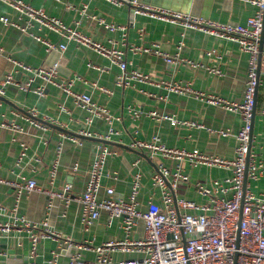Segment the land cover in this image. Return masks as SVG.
<instances>
[{"label":"crops","instance_id":"0c3cea01","mask_svg":"<svg viewBox=\"0 0 264 264\" xmlns=\"http://www.w3.org/2000/svg\"><path fill=\"white\" fill-rule=\"evenodd\" d=\"M34 8L43 9L49 16L57 17L65 25L73 26L79 21L77 29L84 35L96 40L106 47L125 51L128 69L152 75L157 79L177 81L189 85L193 91L212 94L234 102H241L244 93V81L247 72L248 55L239 49L238 44L204 33L188 29L178 22L161 20L148 15L132 16L128 5H115L104 0H21ZM145 5L162 8L182 14L204 17L221 23L244 24L257 8L251 0H139ZM85 4L84 11L81 10ZM7 17L12 23L23 25L24 19L6 3L0 2V17ZM122 25L127 28L125 36L121 31H109L98 22ZM264 31V30H263ZM32 33L50 39L54 43L65 42L63 52L57 50L45 51L44 46L36 41ZM125 42V46L122 43ZM157 45L162 53L170 56L178 55L175 63H167L162 55L153 52L131 50L130 47L150 48ZM0 80L7 73H12L17 81H23L28 75L18 70L15 61L32 67H50L57 63V74L62 79L79 77L72 89L90 94L93 101L106 107L110 113L119 117L114 127L119 130L115 137L116 155L106 159L104 172H116L117 179L103 177L102 183L112 186L116 191L127 195L130 190V180L134 161L140 158L139 168L142 171V189L139 200L144 205L148 196L153 193V199L159 201V191L152 187L149 174L154 169L153 164H163L169 169L175 167V162L161 155L152 159L146 158L148 152L130 148L132 138L149 140L157 135L167 147L184 148L231 158L236 145L235 134L242 122L238 112L227 111L221 107L208 104L192 94H176L167 92L161 87L136 83L135 86L121 88L115 85L119 74L118 67L106 57L99 55L93 49L76 45L63 39L60 34L45 28L32 27L27 33L17 27L5 25L0 21ZM184 60V61H181ZM185 60L192 61L196 67L190 66ZM94 65V67L92 66ZM219 73H216L215 70ZM36 86L42 85L36 81ZM103 90L110 91V94ZM11 103L21 108L35 109L37 117L45 116L53 119L60 128L71 133L88 131L103 134L107 124L96 119L91 125L85 124L86 113L76 107L72 100L58 88L47 85L43 96L22 92L14 85L6 87L3 96ZM63 105L68 112L60 110ZM253 145L260 156L264 158V71L260 73L259 85L254 102ZM134 108L140 115L134 117L127 111ZM13 107L5 101L0 105V114L5 119L12 118L22 130L0 127V177L17 179L33 178L37 185L50 187L48 169L55 159L56 146L62 142V152L59 157L58 169L53 189H60L64 183H71L74 192H81L87 181V169L93 159L92 140L82 139L80 145L63 139L64 132L53 127L46 130L34 126L25 119L11 115ZM150 110L159 115L171 116L178 121L195 123L197 126L182 124L171 125L165 118L157 119L143 114ZM212 130H227L229 135L222 136L212 133ZM21 143L27 144L25 158L16 166V160L21 149ZM77 171H72L73 165ZM189 182L182 183L175 191L178 197L202 202L203 197L190 185L194 182L210 184L213 179H223L230 171L218 167H187ZM254 190H264V175L253 184ZM17 201V202H16ZM47 197L44 193L31 191L20 195L16 200L12 188L0 185V206L12 207L17 204L18 213L28 220L40 221L49 213V223L57 230L71 237L76 242L84 240L99 244L109 239H121L123 233L119 230V221L115 220L110 227L105 224L106 213L102 212L99 219L88 230H84L79 219L80 207L71 202L65 208L60 200H55L52 209L46 210ZM65 212V215H63ZM8 215L0 214V223L7 222ZM142 234V225L137 228ZM52 239H43L38 245L35 258L38 264H45L50 258L51 250L57 247ZM0 247L6 252L0 257V264L18 262L26 259L29 240L25 231H12L8 236L0 238ZM82 258L94 261L92 251H82ZM136 253L114 252L113 263L138 257ZM61 261H66L61 257Z\"/></svg>","mask_w":264,"mask_h":264},{"label":"built area","instance_id":"2783aa9c","mask_svg":"<svg viewBox=\"0 0 264 264\" xmlns=\"http://www.w3.org/2000/svg\"><path fill=\"white\" fill-rule=\"evenodd\" d=\"M104 1L115 5H128L132 16L148 15L165 21L178 22L184 28L199 30L238 44L239 49L248 55L243 100L234 102L217 95H206L193 91L189 85L177 81L157 79L152 75L130 70L125 59V51L106 47L84 35L77 29L79 21H75L73 26L65 25L61 19L49 16L43 9L34 8L21 0H0V2L16 10L24 19L23 25L12 23L5 16H1L0 21L26 33L34 26L38 29L45 28L60 34L63 39L72 41L76 45L93 49L118 67L119 74L115 80L117 87H132L136 83L147 84L161 87L167 92L192 94L208 104L238 112L242 124L235 134L236 145L233 156L225 158L205 154L198 149L167 147L157 135L149 140L132 138L129 143L130 148L141 152L147 151V157L150 159L155 155H161L175 162L173 169L163 164H154V169L149 176L152 187L159 191L160 199L156 201L151 193L146 203L142 205L139 200L143 176L139 168L140 158L132 164L135 170L131 175V185L127 195L102 183L103 177L117 179L116 172H104L106 159L117 154L116 148L100 140L117 142L115 137L118 136L119 130L114 127V122L119 120V117L93 101L90 94L74 91L73 83L79 77L67 80L60 78L57 74V63L45 68L32 67L15 61L18 70L25 72L28 77L23 81H17L12 73L4 75L0 80V96H4L6 87L9 85H14L22 92L43 96L44 88L50 85L58 88L72 100L76 107L86 113L84 119L86 125L101 119L107 124V129L103 134L88 131L70 134L66 130L62 131L66 133V135L61 134L63 139L72 143L80 145L82 139L92 140L93 143V159L87 169V181L81 192H74L71 183H64L60 189L51 187L58 169L62 142L56 146L55 159L48 169L50 187H41L37 185L35 179L25 177L17 179L0 177V185L12 188L16 200H19L23 193L31 191L44 193L47 197V212L52 209L55 200L62 201L65 208L71 202H76L80 207L79 219L84 230H88L99 219L101 213L105 212L106 226L110 227L115 220L119 221V230L123 233V237L109 239L99 244L88 240L76 242L49 223V213L40 221H31L18 213L17 204L9 208L0 206V214H7L10 219L0 223V238L8 236L12 231H25L29 240L26 259L6 264H38L35 258L38 245L43 239H52L58 243L57 247L51 250L50 258L45 264H264V190L257 191L253 187V184L264 175V158L254 149L252 133L254 95L259 85L260 73L264 71V38L261 50L259 48L260 35L264 30V0H251L257 10L254 15L247 18L244 24L221 23L204 17L152 7L139 0ZM85 8L86 5L83 4L81 10L84 11ZM98 22L109 31L118 30L123 33V37L125 36L127 31L125 26L105 24L102 19ZM31 35L44 46L45 51L63 52L66 49L65 42L54 43L35 33ZM122 46H125V42ZM130 49L162 55L170 64L179 59L178 55L172 57L162 53L157 45L141 49L130 47ZM185 62L196 67L192 61L185 60ZM214 70L219 73L218 70ZM36 81H41L42 85L36 86ZM103 91L107 94L111 93ZM1 103L3 101L0 99V105ZM60 110L68 112L63 105H60ZM127 111L134 117L140 115L131 107H127ZM24 112H17L15 108L11 109L12 116L25 119L41 129L46 130L47 127H51L49 125H56L55 121L49 117L45 116L43 119L37 117L35 109L24 110ZM141 112L157 119H168L173 126L176 124L197 126L195 123L178 121L171 116L159 115L153 110ZM262 115L264 116V111ZM0 127L22 130V127L12 118L5 119V114H0ZM209 130L222 136L229 135L227 130ZM27 149V144L21 143L16 166L25 158ZM185 166L223 168L229 170L230 175L223 179H213L210 184L191 183L190 185L198 195L203 197L202 202H197L175 194L180 184L188 183L190 180L185 172ZM77 168L75 164L71 169L75 172ZM140 224L142 225L141 236L138 235L137 230ZM82 251H92L95 254V260H84ZM114 252L136 253L139 256L113 263ZM5 255L6 252L0 247V257ZM62 256L66 258V261H61Z\"/></svg>","mask_w":264,"mask_h":264},{"label":"water","instance_id":"95a60500","mask_svg":"<svg viewBox=\"0 0 264 264\" xmlns=\"http://www.w3.org/2000/svg\"><path fill=\"white\" fill-rule=\"evenodd\" d=\"M263 38H264V31L262 30V32H261V35H260V40H259V48H260V50H261V46H262V43H263ZM256 91H257V88H256V90H255V95H254V102H255V99H256ZM0 99L4 102H6V103H8L9 105H11L13 108H15V109H17V110H19L21 107L18 105V104H16V103H11L10 101H8V100H6L4 97H2V96H0ZM21 111L22 112H24L23 111V109H21ZM254 112H255V106H253V117H254ZM25 113V112H24ZM48 124V123H47ZM49 125V124H48ZM49 126H51V127H53V128H55V129H58V130H60V131H63L64 129H62V128H60V127H58V126H56V125H49ZM68 133H70V134H73V133H71V132H69V131H67ZM100 142H103V143H106V144H109V145H116V146H122V145H120V144H118V143H116V142H109V141H105V140H100ZM144 157H146L147 159H148V157L146 156V155H143ZM152 165H153V167L155 166L153 163H152Z\"/></svg>","mask_w":264,"mask_h":264}]
</instances>
